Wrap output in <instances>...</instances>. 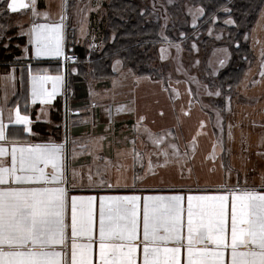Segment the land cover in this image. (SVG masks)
Here are the masks:
<instances>
[{"label": "crops", "instance_id": "0c3cea01", "mask_svg": "<svg viewBox=\"0 0 264 264\" xmlns=\"http://www.w3.org/2000/svg\"><path fill=\"white\" fill-rule=\"evenodd\" d=\"M9 2L0 0V108L5 122L10 113L14 119L17 109L21 115L28 116L32 136L26 137L22 125H9V135L21 143L27 139L33 144L51 142L65 146L69 226L72 196L183 195L186 208L188 195L219 194L221 185L261 189L264 125L256 131L238 127L251 126V111L264 120V110L261 112L264 101L244 103L243 81L233 95L225 98L219 121L218 115H211L205 103L195 97L190 82L136 76L118 60L112 62L114 75L108 79L96 80L87 74L82 82L72 81L77 73L76 66L62 61L70 53L68 37L75 36L74 28L68 29L72 3L69 2L65 13L67 19L63 21V55L37 57L26 33L34 22L60 23L62 0H36L39 16H33L31 0H23L29 6L15 13L8 10ZM44 13L48 14V20L44 19ZM199 13L197 20L201 16ZM261 17L248 34L250 49L261 40L263 29L257 28L258 25L261 27ZM195 26L196 22L191 25ZM75 38V46L83 48ZM170 44L165 42L159 48H168ZM90 47H99V41L83 50ZM40 76H59L62 81L57 85L56 94L45 103L40 102L41 97L47 98L53 91V81L33 79ZM255 83L264 86V81ZM234 101H239L235 110ZM239 109L244 114H240ZM233 118L243 121L234 124ZM158 137L164 138L162 144H154ZM170 145H175L178 151L173 153ZM165 151L167 157L163 155ZM46 171L51 172V168ZM89 175L93 177L91 182ZM101 176L103 184L100 183ZM109 183L112 187H108ZM98 213L97 200L90 249L94 264H99ZM68 236L64 259L71 264L70 227ZM139 240H143L142 206ZM78 243L90 241L79 238ZM142 248L141 244L135 253L136 264L143 262ZM185 257L182 250V259Z\"/></svg>", "mask_w": 264, "mask_h": 264}, {"label": "snow or ice", "instance_id": "6c2138e0", "mask_svg": "<svg viewBox=\"0 0 264 264\" xmlns=\"http://www.w3.org/2000/svg\"><path fill=\"white\" fill-rule=\"evenodd\" d=\"M28 6L23 0L7 4L13 13ZM30 6L33 16L41 15L36 0ZM66 9V0H62L60 23L34 22L26 33L37 57L63 55ZM43 16L48 20L47 13ZM261 57L264 61V52ZM261 68L264 78V62ZM33 79L53 81V91L41 97V103L51 100L62 83L59 76ZM208 95L219 97L221 92L209 91ZM33 96L35 103V92ZM30 123L18 109L14 119L10 113L5 122L0 108V264H68L64 257L69 227L71 264H94L90 249L97 200L99 264H136L135 253L141 244L142 264H264V178L260 190L221 185L219 194L188 195L186 208L183 195L72 196L69 226L65 146L33 144L27 139L21 143L9 135L12 124L22 125L26 137L34 135ZM153 142L162 144L164 138ZM170 147L173 153L178 151L175 145ZM163 155L167 157V151ZM88 179L91 182L93 177ZM100 183H104L102 176ZM79 238H88L90 243H78ZM182 250L186 253L183 259Z\"/></svg>", "mask_w": 264, "mask_h": 264}, {"label": "trees", "instance_id": "16d2710c", "mask_svg": "<svg viewBox=\"0 0 264 264\" xmlns=\"http://www.w3.org/2000/svg\"><path fill=\"white\" fill-rule=\"evenodd\" d=\"M187 1L193 7L203 9L195 27L188 24V17L182 13L177 3L169 10L172 21L162 26L158 13L154 14L152 9L145 5V0H109L105 9L101 47L97 51L83 50L75 46L73 36L68 37L67 48L78 58L75 65L77 73L72 81L82 82V78L87 74L96 80L108 79L114 75L111 71L114 60L120 61L122 67L129 69L136 76L162 79L166 65L163 66L158 61L159 47L165 42L188 44L194 34L199 32L202 34L199 36V45L204 53H208L212 47L221 46L228 47L230 52L225 67L213 78L206 77L205 81L208 89L221 92L214 106L223 112L225 98L234 94L253 60L245 37L254 26L264 0ZM226 19H231L232 24H225ZM210 26L224 31L223 42H213L206 36ZM187 48L189 47H185ZM78 88L82 90L80 85Z\"/></svg>", "mask_w": 264, "mask_h": 264}, {"label": "rangeland", "instance_id": "374dc122", "mask_svg": "<svg viewBox=\"0 0 264 264\" xmlns=\"http://www.w3.org/2000/svg\"><path fill=\"white\" fill-rule=\"evenodd\" d=\"M69 2L72 3V7L70 8L68 16V29L74 28V37H76L75 39L77 40L79 45H82L83 48L88 47L89 44L94 45L99 41V47H90L89 49H87L89 51H97L101 47L100 40L103 32L102 30L105 25V9L107 8L106 5H108L109 0H69ZM174 3H177L182 13L188 17L187 21L190 26L194 22L197 23V17L199 13L198 11L200 10H198V8L194 9L187 0H145V5L152 9V12L154 14L155 12L158 13L159 20L162 26H165L169 23V21H172L173 18H171V16L169 15V10L174 8ZM199 15L202 16L201 11ZM260 17L261 20L259 23L261 27L258 25L257 28L259 27V31L263 29V36L260 35L261 40L259 44L255 45L253 43L254 45L251 46L253 60L246 69V71H248L244 72V77L242 76L241 79V82H244L242 90L245 97L243 99L244 103L250 104L255 103L256 101H264V86L261 87V85H256L255 83L257 81H264V78L260 76V72L262 70L261 65L262 62H264L262 61L261 57V53L264 52V5L259 11L257 19ZM224 23L230 25L232 24V21L231 19H226ZM201 35L202 34L199 32L195 33L194 38L190 39L188 44L175 43L170 44L168 48H159L158 61L163 66L166 65L163 80L183 79L190 82V85H192L195 89V97L205 103V107L209 109L210 113H212L211 115L216 116L219 115L220 111L215 108L214 102L217 101L220 96H209L208 92L211 91L215 93L219 90L208 89L205 81L207 79L206 77L213 78L214 76H216L221 68L226 65L230 57V52L228 47L221 46L212 47L208 50V53H204L199 45V42L201 41L199 40V36ZM206 36L211 38L213 42H223L224 31H220V29L217 30L216 28L210 26L206 31ZM78 37L80 39H78ZM246 37V41L250 44V35H247ZM95 38L96 40L94 41L93 39ZM89 39L92 41H90ZM185 47L189 48L185 49ZM235 91L237 90L235 89ZM238 94H240V90H238ZM238 102L239 101H234V110ZM256 107H258V105ZM249 108L250 107L247 106V110H249ZM263 110L264 109L262 108L261 112H263ZM239 112L240 114H244L241 109H239ZM256 114L257 112L251 111V126L245 127L243 125L239 126L238 129L256 131L257 129L261 128V126L264 125V120L261 117H258ZM242 121L243 120L241 118H233L232 123L237 124L238 122L240 123Z\"/></svg>", "mask_w": 264, "mask_h": 264}, {"label": "built area", "instance_id": "2783aa9c", "mask_svg": "<svg viewBox=\"0 0 264 264\" xmlns=\"http://www.w3.org/2000/svg\"><path fill=\"white\" fill-rule=\"evenodd\" d=\"M62 61L65 63V64H68V65H76L77 62H78V58L76 55H73V54H68L66 55Z\"/></svg>", "mask_w": 264, "mask_h": 264}]
</instances>
